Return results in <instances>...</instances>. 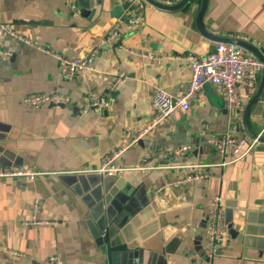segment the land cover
Returning <instances> with one entry per match:
<instances>
[{"label":"crops","instance_id":"0c3cea01","mask_svg":"<svg viewBox=\"0 0 264 264\" xmlns=\"http://www.w3.org/2000/svg\"><path fill=\"white\" fill-rule=\"evenodd\" d=\"M92 1V8L83 10L76 0H0V21L29 41L1 42L11 56L0 62V170L42 174L0 179V264H51V257L57 264H207L206 223L215 196L224 208V241L210 264H264L263 144L234 163L210 168L208 179L180 185L172 184L184 177L177 168L133 170L162 149L185 146L170 165H216L221 158L214 143L228 126L237 129L226 99L205 84L187 111L129 142L156 119L151 105L156 89L174 97L184 93L186 55L204 58L214 48L196 29L200 0L175 11L148 5L137 12L141 21L131 29L124 27L127 0ZM115 23L120 37L108 40ZM202 25L213 35L248 42L264 56V0H207ZM96 47L91 70L69 82L44 52L84 58ZM150 54L161 58L159 63ZM120 73L125 79L109 106L98 115L82 113L85 97L105 95L111 77ZM38 93L71 102L38 109L23 105L24 96ZM240 95L246 104L248 91L240 88ZM262 97L249 121L264 135ZM237 136L245 135L237 131ZM126 145L112 162L123 171L98 172ZM127 204L131 215L123 216ZM33 215L35 225H22ZM99 229L105 241H96Z\"/></svg>","mask_w":264,"mask_h":264},{"label":"built area","instance_id":"2783aa9c","mask_svg":"<svg viewBox=\"0 0 264 264\" xmlns=\"http://www.w3.org/2000/svg\"><path fill=\"white\" fill-rule=\"evenodd\" d=\"M147 6L148 4L144 0H127V20L124 27L126 29H131L139 24L141 18L137 16V12ZM119 26V23H115L111 31L107 34L106 39H119ZM4 37H10L14 40L29 43L28 40L16 33L8 24L0 21V62L7 60L11 56L10 51L5 50L1 45ZM104 42L105 41L102 40L101 44ZM119 48L121 49L122 46ZM97 49H99V47L93 49L89 55L84 58H68L60 54L50 53L49 51L44 52L57 61L60 77L69 82L75 78L77 73L91 70ZM147 57L152 59L155 63H159L161 59L154 57L152 54L147 55ZM185 60L189 71V81L184 93L178 97H174L162 89H156L153 93L151 103L156 111V119H154L148 127L141 130L134 139L130 140V144L136 143L137 140L153 126L161 121L169 119L175 112L187 111L190 100L195 99L202 92V88L205 84H210L218 88L220 94L227 101L230 121L234 119L237 125H241L245 103L240 95V88H245L248 91V99H250L257 89L260 72L264 68V63L258 61L246 50L224 43H216L212 51L204 58H198L188 53ZM124 79L125 75L123 73L114 75L109 80L108 91L105 95L97 96L93 93L88 94L79 105L81 112L92 113L94 115L100 114L109 106L112 93ZM262 99L264 101V95ZM70 102L68 97L56 93H38L22 98L23 105L32 109H38L42 106H60L69 104ZM214 144L217 146V151L221 158L216 165H170L173 158L178 157L182 152L187 150L185 146L178 149H162L154 153L151 157H145L142 163L133 170L146 172L163 168L180 169L184 177L182 180L173 181L172 184L175 185H180L184 182L204 180L211 176L210 168L215 166L225 167L242 159L258 144V142L247 136H237V129L228 126L226 132L220 136ZM127 147L128 145L114 151L108 157V160L101 165L98 172L112 175L123 171L122 168L112 165V162L118 159ZM161 159L166 161V165H154L156 160ZM38 176H42V174L25 168L0 170V179L27 178L33 180ZM159 190L160 188L157 189V191ZM35 208L36 206L33 205V213H35ZM223 220L224 208L222 199L220 196H215L211 201V213L206 223L207 234L204 252L207 257V264H210V260L217 246L224 241L221 232ZM36 223L37 220L35 219V215H33L30 221H24L22 225H35ZM9 253L12 256L16 255L15 252ZM49 261L51 264H57L55 257H51Z\"/></svg>","mask_w":264,"mask_h":264},{"label":"water","instance_id":"95a60500","mask_svg":"<svg viewBox=\"0 0 264 264\" xmlns=\"http://www.w3.org/2000/svg\"><path fill=\"white\" fill-rule=\"evenodd\" d=\"M144 1L148 5H151L163 11H175V10H178L186 6L187 4H190V0H179L177 3L173 5H164L156 0H144ZM76 2L79 5V7L82 8L83 10H89L93 6L92 0H76ZM99 2L100 0H97V3ZM206 6H207V0H200V6H199L198 12L195 17L196 29L201 34V36L215 43L231 44L236 47L242 48L246 50L247 52H249L258 61L264 63V56L258 51L256 47L252 46L250 43L239 40V39H235V38L213 35L207 30H205L202 25V17L204 15ZM263 93H264V68L260 72V79H259L258 86H257L255 93L250 97V99L245 104L243 115H242V122H241V125H237V131L240 134H244L245 136L249 137L250 139L256 140L259 144L264 145V135L263 134L258 135V133L253 131L250 125V121H249L251 110L254 107V105L257 103V101L261 99V97L263 96ZM128 204L123 207V216L125 215V213H128L131 215V211L129 210ZM224 220H225V215H224ZM100 232H101V229H99V231L95 230V233L97 235L96 237L97 242L106 240V236L104 235L103 237H101Z\"/></svg>","mask_w":264,"mask_h":264},{"label":"bare ground","instance_id":"6f19581e","mask_svg":"<svg viewBox=\"0 0 264 264\" xmlns=\"http://www.w3.org/2000/svg\"><path fill=\"white\" fill-rule=\"evenodd\" d=\"M216 44V43H215Z\"/></svg>","mask_w":264,"mask_h":264}]
</instances>
